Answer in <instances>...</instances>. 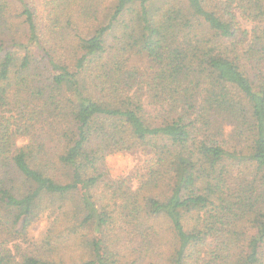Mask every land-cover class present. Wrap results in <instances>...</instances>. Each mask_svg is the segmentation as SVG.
I'll return each instance as SVG.
<instances>
[{"label":"trees","instance_id":"trees-1","mask_svg":"<svg viewBox=\"0 0 264 264\" xmlns=\"http://www.w3.org/2000/svg\"><path fill=\"white\" fill-rule=\"evenodd\" d=\"M0 264H264V0H0Z\"/></svg>","mask_w":264,"mask_h":264},{"label":"rangeland","instance_id":"rangeland-1","mask_svg":"<svg viewBox=\"0 0 264 264\" xmlns=\"http://www.w3.org/2000/svg\"><path fill=\"white\" fill-rule=\"evenodd\" d=\"M36 9V12L43 17L44 16V0H30ZM240 23L244 28L251 29L250 23L239 19ZM134 65H142L138 59L133 61ZM149 157L143 153H125V154H113L107 158L106 166L110 173L111 179L115 181H126L132 189L138 186V177L143 174L146 161ZM48 226L45 223L38 222L37 225L29 232L28 239L33 242H40V240L46 235ZM129 242V241H127ZM134 242V241H133ZM140 243V241H139ZM123 247L121 248L125 251H136L138 253L137 243L134 242L132 245L130 242L125 245L123 241ZM163 257L159 256V261H163Z\"/></svg>","mask_w":264,"mask_h":264}]
</instances>
